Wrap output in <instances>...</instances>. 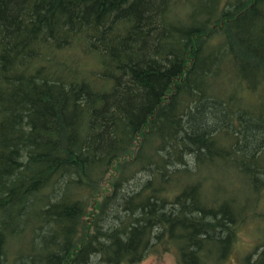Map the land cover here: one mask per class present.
I'll use <instances>...</instances> for the list:
<instances>
[{
    "label": "trees",
    "instance_id": "1",
    "mask_svg": "<svg viewBox=\"0 0 264 264\" xmlns=\"http://www.w3.org/2000/svg\"><path fill=\"white\" fill-rule=\"evenodd\" d=\"M190 3L0 0V264H218L264 218V0Z\"/></svg>",
    "mask_w": 264,
    "mask_h": 264
},
{
    "label": "rangeland",
    "instance_id": "2",
    "mask_svg": "<svg viewBox=\"0 0 264 264\" xmlns=\"http://www.w3.org/2000/svg\"><path fill=\"white\" fill-rule=\"evenodd\" d=\"M190 1L192 3L196 0ZM190 4L186 5V7H179V9H188ZM206 189L205 194H208L210 197H215L216 199L233 197L237 200V203L242 205H246V197L250 195V187L239 180L220 179L217 181H210L209 184L207 183ZM100 200L101 199H97V201ZM94 205H96V202ZM94 208L92 206L88 212H95ZM255 212L256 216L264 213V189L260 192L255 202ZM234 242L229 254L218 264H244L248 256H250V263L254 262L261 249L258 246L264 243V218L245 222V224L238 229ZM137 264H179L178 252L174 246L170 247L169 250H164V247H160L157 251L148 254Z\"/></svg>",
    "mask_w": 264,
    "mask_h": 264
}]
</instances>
